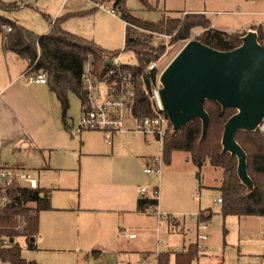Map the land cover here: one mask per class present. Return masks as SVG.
I'll return each mask as SVG.
<instances>
[{"label":"crops","instance_id":"obj_1","mask_svg":"<svg viewBox=\"0 0 264 264\" xmlns=\"http://www.w3.org/2000/svg\"><path fill=\"white\" fill-rule=\"evenodd\" d=\"M94 1L97 0H55L52 14L45 15L46 20L50 24L64 11L65 14H74L82 9L91 10L96 7ZM149 1L155 6L157 4L156 8L161 3L163 9H168L170 13L176 11L169 0ZM182 2L191 7L183 8L182 13H204L207 16V10L192 8L193 0ZM109 3L113 5V0ZM257 5L264 6L263 3ZM0 14L8 17L7 13ZM207 19L215 28L211 19ZM69 22H65V27ZM253 26L264 31L263 20L249 22L241 30H254ZM62 28L65 29L63 24ZM28 72L25 59L14 52L2 50L0 35V160L6 159L4 163L7 165L31 171L37 178L39 190L48 193L50 204L49 209L38 214L35 247L22 250L21 257L32 264H62L68 258L85 262L86 251L99 248L102 252L94 254L99 264H134V253L137 254L136 262L141 264L142 258H148L146 254L152 251V247L145 246L147 234L154 230L161 234L162 229L163 237L175 247L172 250L174 253L171 254L169 248L159 249V246L156 253L167 254L168 264L173 255L175 264L176 254L186 252L194 245L196 226L185 220L175 227L167 222L162 227L159 220L155 226L154 219L149 224L148 220L155 216L150 209L138 211V190L143 186L156 187L157 209L161 212L177 215L205 211L206 215L210 214L207 219L210 220L211 210L203 208L200 197L198 203L194 201L198 199L195 191L198 190L199 195L202 186L191 177L195 165L189 153L173 151L169 163L163 161L165 169L161 172L165 185L161 186L160 175L144 172L153 155L148 151L149 143L134 140L131 122L127 123V130L115 134L110 143L101 131L84 130L72 134L68 126L75 123L81 114V99L78 113L67 111L62 120L61 105L55 94L47 83L28 82ZM92 134L98 135V138H92ZM180 152L183 154L179 155ZM175 161L180 163V168L174 165ZM238 217L244 218L243 222L259 218L263 228L262 216ZM136 231L141 233L140 236ZM131 234L135 236L131 237ZM29 250L32 252L29 259L24 258L23 252ZM197 250L198 254L192 262L202 253ZM263 254L264 245L257 253L250 254V258L261 264Z\"/></svg>","mask_w":264,"mask_h":264},{"label":"trees","instance_id":"obj_2","mask_svg":"<svg viewBox=\"0 0 264 264\" xmlns=\"http://www.w3.org/2000/svg\"><path fill=\"white\" fill-rule=\"evenodd\" d=\"M144 6L152 8L148 0H139ZM113 7L120 12L121 19L130 24L125 28L124 49L132 51L138 59V65L124 69L132 72L136 96L132 107L135 117L155 115L154 105L150 99L148 76L145 72L150 62L157 61L165 52V45L153 46L141 38L138 29L150 33L170 36V42L187 40L192 29L203 28L196 39L217 50L228 51L241 44V37L246 31L225 32L211 27L210 21L201 13H186L183 19L166 17L159 22L140 20L125 7V0H115ZM16 3H5L0 0V11H14ZM97 7L92 8V12ZM64 17H56L50 22L47 33L38 35L4 15L0 14V35L2 50L11 51L27 61V70L43 71L46 83L55 94L61 105L62 120L69 107L68 94L75 93L81 99L79 82L83 63L93 58L96 72L101 74L106 67L105 56L118 51H105L92 41L74 35L62 28ZM9 26L10 31L3 29ZM256 29L258 41L263 39V30ZM156 72L152 71V76ZM204 108L210 121L206 136L201 140V121H189L181 130H173L171 124L163 138L162 157L169 163L173 151L188 152L192 163L201 168L206 162L222 168V180L218 190L221 193V213L223 216H264V121L254 131H238L235 140L246 153L247 173L252 180L253 188L247 191L236 173L237 159L228 152H222L221 137L224 123L235 114L233 108L222 109L216 101H205ZM24 196L36 201L35 214L29 218L26 230L28 248H34L38 234V214L50 208L49 195L44 190L27 191ZM158 200L148 197L139 198L138 211L157 206ZM210 218V214L205 217ZM198 254L197 247L191 245L186 252L176 254L175 264H190ZM0 256L11 264H32L21 257L17 246L0 251ZM157 264H168V255L159 253Z\"/></svg>","mask_w":264,"mask_h":264},{"label":"rangeland","instance_id":"obj_3","mask_svg":"<svg viewBox=\"0 0 264 264\" xmlns=\"http://www.w3.org/2000/svg\"><path fill=\"white\" fill-rule=\"evenodd\" d=\"M5 3H16L19 8L14 11H0L8 14V19L16 22L17 24L22 25L28 30L32 31L35 34L42 35L49 31L50 24L46 20L45 15L52 14V4L55 0H2ZM85 1V0H81ZM103 2V0H99ZM110 0H105L102 5H110ZM115 0H113L114 2ZM173 8L176 10L174 13H170L168 9H163L162 4L159 3L158 9L155 6V3L149 4L152 8L144 6L139 0H125V7L131 12L133 16L139 18L143 21L148 22H159L166 18L167 15L173 17L169 18H179L183 19L186 13H182L183 8H191L187 4L182 2L183 0H169ZM168 1V2H169ZM194 7L207 10V18L211 19L214 23L215 28L225 32H236L243 31L241 28L254 20H263L264 21V6H258L257 3H263L264 0H193ZM71 2V1H69ZM87 2V1H86ZM153 2V0L151 1ZM170 6V4L168 5ZM185 6V7H184ZM169 8V7H167ZM172 8V7H171ZM117 9V8H116ZM49 10V11H48ZM78 13L70 14L65 11L59 16L64 17L63 27L70 33L83 37L86 40L92 41L95 45L105 51H119L124 47L125 35L124 28L121 16H116V18L111 16L106 10L102 7L94 10V12H89L88 9H82ZM118 10V9H117ZM178 10V11H177ZM254 12H263V13H254ZM120 13V12H119ZM204 14V13H203ZM121 19V20H117ZM70 21L66 27L71 28V30L65 27V22ZM124 21V20H123ZM125 22V21H124ZM128 26H131L130 24ZM94 28V29H92ZM251 28H256L255 26ZM5 29V28H3ZM92 29V30H91ZM256 31V29H254ZM141 34V38L149 42L153 46L165 45V52L163 56L158 59V64L167 65L181 50V48L189 41L196 39V36L201 35L203 28L196 27L191 30L190 35L187 40H178L170 42V36L165 37V34L158 33H148L145 31L141 32V29L136 30ZM264 35V31H263ZM264 38V36H263ZM263 40V39H262ZM261 40V41H262ZM121 62H126L131 65H138V59L132 51L125 50L121 53L120 56ZM160 86L156 83L155 88L158 89ZM68 112L72 111L74 114H77L80 107L79 97L75 93L68 94ZM154 107H156L155 100L152 99ZM95 133V132H93ZM92 138H98V135H91ZM134 140L145 141L149 143V152L151 155L159 154V143L151 137L145 138L143 134L134 131ZM183 152H180L179 155H182ZM2 162L6 159L1 160ZM176 167L180 168V163L175 161ZM164 166L162 171L164 172ZM191 177L200 182L201 188H199L198 199L194 200L195 203H198L199 197L203 208L211 210L212 217L208 220L207 224L208 229V240L204 241L203 247L200 249L198 259L193 261L191 264H258L256 261L250 258V254L257 253L264 245V239L260 234L261 229V220L259 218H250L243 222L244 218H239L235 215L223 216L221 213V204L214 203L216 198L219 196L218 185L222 180V168L215 167L206 162L201 168L194 166L192 168ZM160 174V184L164 187L165 182L164 176ZM220 186V185H219ZM146 187V186H144ZM148 189H151L147 187ZM192 194V193H191ZM197 212H182L176 216L180 221H187L188 223H194L195 221L190 220V215L196 214ZM205 214V211L203 212ZM155 221V226L157 219L156 217L150 218V221ZM161 226L163 227V223ZM166 223V222H165ZM175 227V226H174ZM136 234L140 236L141 233L136 231ZM146 242V247H152V251L147 253L148 261L151 264H155V256L157 246L159 249L167 250L168 248L171 251V254L174 252V246L166 240L164 232L161 229V234L159 232H149ZM194 236V233L191 234ZM135 240V239H134ZM193 240H196L195 236ZM155 250V251H154ZM101 249H88L86 251L85 262L80 259L75 261V259L68 258L62 264H99L98 259L94 258L96 252H100ZM102 252V251H101ZM32 253L29 251H24V258L29 259V254ZM136 253H134V264L136 262ZM169 264H174L173 255H171Z\"/></svg>","mask_w":264,"mask_h":264},{"label":"built area","instance_id":"obj_4","mask_svg":"<svg viewBox=\"0 0 264 264\" xmlns=\"http://www.w3.org/2000/svg\"><path fill=\"white\" fill-rule=\"evenodd\" d=\"M96 7H102L108 13L119 16V11L113 5H102V2L94 1ZM129 24L125 22L127 27ZM6 31H10L9 26L3 25ZM165 37H169L165 35ZM259 42V41H258ZM264 47V38L259 42ZM124 47L117 53H108L105 56V70L99 74L96 72L93 58L89 57L82 66L79 82L81 86V114L75 123L68 126V131L78 134L84 130H95L104 133L106 140L110 143L112 137L120 132L126 131V125L131 122L133 131L139 132L145 138H154L161 147L159 155L152 156L144 168L147 175L159 176L162 165L163 138L170 124L165 112L157 104V89L159 76L165 65L158 64V60L150 62L145 70L148 76L150 99L155 100V115L135 117L132 107L136 96V88L132 72L124 69L125 65H131L120 61ZM161 58V57H160ZM159 58V59H160ZM155 71V76H152ZM28 82L46 83V75L43 71H30L26 75ZM259 127H261L259 125ZM39 190L38 181L35 175L24 168L7 165L0 160V251L11 249L15 246L22 250L28 248L26 243V230L28 221L35 214L36 201L26 198L24 193L27 191ZM140 198H158L156 187L148 189L140 187L138 190ZM198 198V190L195 191ZM221 197L214 203H221ZM152 215L159 221H165L174 227L180 223L176 215L161 212L157 206L149 208ZM203 211L190 215V220L195 221L196 241L194 245L197 249L204 247V241L208 239V220ZM263 228L260 231L264 239V216H262ZM135 234H131L134 237ZM159 253H156L158 256ZM0 264H11L10 261L0 256ZM141 264H151L147 257H143ZM155 264H157V259ZM261 264H264V254L261 257Z\"/></svg>","mask_w":264,"mask_h":264},{"label":"water","instance_id":"obj_5","mask_svg":"<svg viewBox=\"0 0 264 264\" xmlns=\"http://www.w3.org/2000/svg\"><path fill=\"white\" fill-rule=\"evenodd\" d=\"M257 38V32L249 29L241 44L228 51L189 40L162 70L157 89L161 110L172 129L181 130L199 119L201 140L210 121L205 101L236 110L224 123L221 146L222 152L236 157V173L247 191L253 183L247 173L246 153L235 135L241 130L254 131L264 121V47Z\"/></svg>","mask_w":264,"mask_h":264},{"label":"bare ground","instance_id":"obj_6","mask_svg":"<svg viewBox=\"0 0 264 264\" xmlns=\"http://www.w3.org/2000/svg\"><path fill=\"white\" fill-rule=\"evenodd\" d=\"M156 100H157V104L161 107L158 95L156 96Z\"/></svg>","mask_w":264,"mask_h":264}]
</instances>
